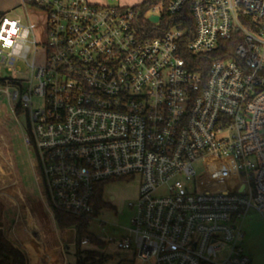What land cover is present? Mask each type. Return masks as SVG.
I'll use <instances>...</instances> for the list:
<instances>
[{
    "label": "built area",
    "instance_id": "1",
    "mask_svg": "<svg viewBox=\"0 0 264 264\" xmlns=\"http://www.w3.org/2000/svg\"><path fill=\"white\" fill-rule=\"evenodd\" d=\"M19 1L47 20L39 38L31 22L0 16V66L12 74L3 92L27 116L53 221L57 211L98 219L103 183L140 175L130 226L111 239L125 256L252 264L243 242L249 212L264 219V0H158L151 31L133 7ZM163 15L191 17L192 39L176 25L160 33ZM215 52L227 56L196 68ZM213 154L233 162L243 192L196 190L195 162Z\"/></svg>",
    "mask_w": 264,
    "mask_h": 264
},
{
    "label": "rangeland",
    "instance_id": "2",
    "mask_svg": "<svg viewBox=\"0 0 264 264\" xmlns=\"http://www.w3.org/2000/svg\"><path fill=\"white\" fill-rule=\"evenodd\" d=\"M89 1L98 5L134 7L146 0ZM150 14L148 12L147 15ZM2 15L9 19L21 18L24 22H31L39 38L47 20L43 12L28 14L19 0H0V16ZM10 76L12 74L0 66V78ZM5 88L6 85L0 83V219H3L4 232L12 236L13 240L14 233L30 240L36 233L43 235L48 232L52 234L53 240L64 245L62 262L76 264L75 230L66 229L60 235V229L51 220L40 198L33 167L34 156L28 150L24 138L28 128L27 116L23 112L13 111L7 95L3 92ZM33 103L35 108L42 105L38 98H34ZM194 166L197 173L194 187L199 192H243L245 189L244 178L228 158L215 154L206 155L198 159ZM141 181V176L135 175L111 179L102 185L104 205L97 214L98 219L96 217L92 219L88 227V231L101 243L88 242L81 246L82 250L99 251L104 254L107 259L101 264H142L131 252L125 256V251L111 240L118 239L125 233L126 228H129L132 216L129 204L137 202ZM12 188L17 189L22 195L21 203L15 200L17 198L11 197ZM245 232L243 245L251 257L252 264H264V219L254 210L249 212L245 220ZM34 241L29 243L27 248L32 250L36 263L42 257L38 242ZM43 263L48 264L52 261L46 255Z\"/></svg>",
    "mask_w": 264,
    "mask_h": 264
},
{
    "label": "trees",
    "instance_id": "3",
    "mask_svg": "<svg viewBox=\"0 0 264 264\" xmlns=\"http://www.w3.org/2000/svg\"><path fill=\"white\" fill-rule=\"evenodd\" d=\"M158 2V0H146L140 5H136L133 8L141 12V24L146 31H151L153 29V24H151L146 18L145 14L147 13L150 6ZM179 19H183V22L177 21L176 23H170L169 18L166 15H163L161 22L158 26L160 33L165 32L172 25H176L179 28H187L188 33L186 36L185 43L187 44L193 37V21L191 17L184 19V16H179ZM231 44V43H228ZM233 49V45H230ZM230 47V50H231ZM191 58H194L193 55H189ZM227 55H220L218 52L209 54L204 58V64L202 66L196 67L198 69H203L204 71L208 69L211 61L216 58L225 57ZM206 61V62H205ZM8 78H0V83L3 85L7 84ZM21 113L20 109H17ZM56 223L59 229L65 231L66 229L73 228L75 230V245H76V264H101L107 259V257L100 253L99 251H90L82 250V242L88 240V242L101 243L92 233L88 231L90 221L83 217H76L74 215H69L63 212H56ZM0 264H27V258L24 252L17 248L11 241L7 239L3 231L0 230Z\"/></svg>",
    "mask_w": 264,
    "mask_h": 264
},
{
    "label": "crops",
    "instance_id": "4",
    "mask_svg": "<svg viewBox=\"0 0 264 264\" xmlns=\"http://www.w3.org/2000/svg\"><path fill=\"white\" fill-rule=\"evenodd\" d=\"M10 192H12V194H11L12 196L10 195L12 198L13 197L17 198L15 200H17V201L19 200L18 202H20V203L22 202V200H23L22 195L20 194V192L17 189L12 188V189H10ZM4 207L5 206H3V208ZM5 211L6 210H4V212ZM3 213H2V215H3ZM51 220H53V219L51 218ZM2 223H3V219H0V230L3 231V233L5 234L4 225ZM54 224L57 226L56 222H54ZM63 232L64 231H62L60 229V235L63 234ZM5 236L17 248L21 249L24 252V254L26 255V258H27V264H44L43 259H45L46 255L52 261V263H48V264H66V262H62V259H61V254L64 252V245L61 242L57 243L55 240H53L52 234H49L48 232L43 234V235L40 233H36V235L30 240L24 239V237H21L19 234H16V233H14L15 240H13V238H11L12 236H8L6 234H5ZM34 240H36V242H38L37 244L40 247L39 248L40 257H42L36 263H35V260L33 258L32 250H29L27 248L29 243L35 242ZM44 249L46 250V252Z\"/></svg>",
    "mask_w": 264,
    "mask_h": 264
},
{
    "label": "water",
    "instance_id": "5",
    "mask_svg": "<svg viewBox=\"0 0 264 264\" xmlns=\"http://www.w3.org/2000/svg\"><path fill=\"white\" fill-rule=\"evenodd\" d=\"M150 20H151L152 22H158L159 17H158V16H151V17H150Z\"/></svg>",
    "mask_w": 264,
    "mask_h": 264
}]
</instances>
